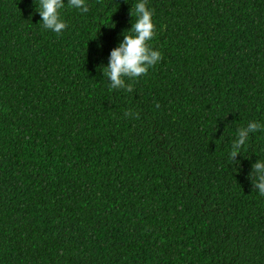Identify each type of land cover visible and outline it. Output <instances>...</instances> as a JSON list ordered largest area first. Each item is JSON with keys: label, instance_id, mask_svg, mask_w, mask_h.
Listing matches in <instances>:
<instances>
[{"label": "trees", "instance_id": "obj_1", "mask_svg": "<svg viewBox=\"0 0 264 264\" xmlns=\"http://www.w3.org/2000/svg\"><path fill=\"white\" fill-rule=\"evenodd\" d=\"M0 0V264H264V0H147L162 59L111 89L136 0Z\"/></svg>", "mask_w": 264, "mask_h": 264}, {"label": "clouds", "instance_id": "obj_2", "mask_svg": "<svg viewBox=\"0 0 264 264\" xmlns=\"http://www.w3.org/2000/svg\"><path fill=\"white\" fill-rule=\"evenodd\" d=\"M67 4L82 12L88 11L85 0H67ZM65 7V0H39V16L43 29L61 33L67 27V23L61 18V9ZM135 17V23L124 35L118 47L110 52L107 66L104 67V76L110 81L111 89H125L131 92L132 83H125V80L134 81L145 75L148 69L155 66L162 59L161 52L153 50L150 46L155 36V25L153 22V11L147 7V0H136L133 11L130 13ZM257 129L264 130V123L254 120L248 123L247 129H241L238 138L234 140L230 159L236 157L246 145V137L249 132ZM251 180L254 188L260 196H264V164L257 162L253 166Z\"/></svg>", "mask_w": 264, "mask_h": 264}]
</instances>
